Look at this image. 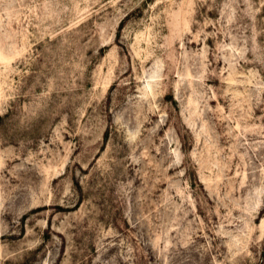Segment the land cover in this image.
<instances>
[{"label":"rangeland","instance_id":"rangeland-1","mask_svg":"<svg viewBox=\"0 0 264 264\" xmlns=\"http://www.w3.org/2000/svg\"><path fill=\"white\" fill-rule=\"evenodd\" d=\"M0 264H264V0H0Z\"/></svg>","mask_w":264,"mask_h":264}]
</instances>
